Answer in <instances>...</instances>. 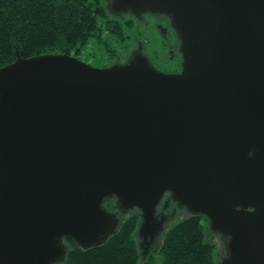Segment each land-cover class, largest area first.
Here are the masks:
<instances>
[{
	"label": "water",
	"instance_id": "1",
	"mask_svg": "<svg viewBox=\"0 0 264 264\" xmlns=\"http://www.w3.org/2000/svg\"><path fill=\"white\" fill-rule=\"evenodd\" d=\"M114 14H165L180 71L139 47L97 66L68 51L0 66V264H54L65 237L100 244L120 223L104 201L209 217L228 236L221 264H264V0H108ZM252 152V155L249 153Z\"/></svg>",
	"mask_w": 264,
	"mask_h": 264
},
{
	"label": "trees",
	"instance_id": "2",
	"mask_svg": "<svg viewBox=\"0 0 264 264\" xmlns=\"http://www.w3.org/2000/svg\"><path fill=\"white\" fill-rule=\"evenodd\" d=\"M130 21L136 25L134 39L143 35L136 30L142 19L112 13L108 0H0V66L16 59L17 48L25 57L68 51L79 58L91 41L111 49L114 40L128 38ZM112 201L116 197H107L104 205L109 208ZM118 210L126 216L105 241L83 247L65 237L66 256L54 264H220L218 244L208 237V216L188 211L171 221L159 245L143 257L140 208L128 214Z\"/></svg>",
	"mask_w": 264,
	"mask_h": 264
},
{
	"label": "rangeland",
	"instance_id": "3",
	"mask_svg": "<svg viewBox=\"0 0 264 264\" xmlns=\"http://www.w3.org/2000/svg\"><path fill=\"white\" fill-rule=\"evenodd\" d=\"M128 14H123V16H127ZM131 17V16H130ZM132 18V17H131ZM148 18L147 16H145L140 23V25L142 24V26L139 27V29L136 30H140L139 35L141 33H143V35L138 36L137 34V38L134 39L135 37V33H134V29L136 27V25L131 21L128 22V27H127V36L128 38L125 41H118V40H114V42L111 43V49H107L105 48L102 44L96 43L95 41H91L89 42L85 47L84 50L81 51V56L82 58H84L85 60L89 61L90 63L97 65V66H103V65H107V64H113V63H123V61H125L130 52L135 49L139 44H141L140 42H144L145 43V49L146 51L148 50L151 53H162L163 55L161 56L162 59L161 60H170V51H169V45L167 44V42L163 39L164 35L162 34L161 30L159 27H156L155 23L149 24L148 23ZM131 23V24H130ZM143 25V24H146ZM172 23V22H171ZM173 27V25L171 26ZM173 30H175V28L173 27ZM178 34V33H177ZM145 37H148L145 39ZM140 41V42H139ZM173 49H175L176 51L180 50V39L178 37L177 41H175L173 43ZM147 47V48H146ZM164 51V52H162ZM173 59V58H172ZM165 64V63H164ZM167 65V64H166ZM166 199L163 198V200H161L160 204L163 205V203L165 202ZM159 204V203H158ZM167 205L165 206V208L167 209L168 213H172L173 212L175 214L168 216V219L166 220V222H164V229L160 232V234H158L155 238V240L149 244H144L142 243V241H140L141 244V253L142 256L144 257L149 251L153 250L159 240H161L162 238V234L165 230V227L168 225V223H170L173 220L179 219L183 216H186L188 213V210L182 206H179L178 203L174 200H169L168 203H166ZM115 206H118L117 204V200L116 203H114V201H112V204L110 203L109 205V210L112 212L117 213V215L119 216V219L121 221V219H123L126 215H122L120 213V211L116 208H114ZM164 207V206H163ZM135 207L132 209H129L126 212V214L131 213L134 211ZM157 209H158V205H157ZM167 213V212H165ZM161 214V213H160ZM208 237L217 242L218 244V259L220 261V264L223 260V258L227 255V244L225 242V237L218 233L215 232L213 230L210 229ZM208 238V239H209ZM140 239H142V237L140 236ZM159 245V244H158Z\"/></svg>",
	"mask_w": 264,
	"mask_h": 264
},
{
	"label": "flooded vegetation",
	"instance_id": "4",
	"mask_svg": "<svg viewBox=\"0 0 264 264\" xmlns=\"http://www.w3.org/2000/svg\"><path fill=\"white\" fill-rule=\"evenodd\" d=\"M126 14H130V13H126ZM131 15V14H130ZM145 16H147V18L149 19L148 20V23L149 24H152V23H155L156 27H159L162 34L164 35V40L167 42V44L169 45V51H170V60H161L162 59V53H151L149 52L148 50L146 51V49L144 48V45L142 42H140L141 44H139L135 49H133L128 58L123 61V62H127V60L129 59L130 55L139 49V47L142 49V51L148 55V57L150 58V62L152 63V65H154L156 68L162 70V71H166V72H175V71H180L181 68H182V53H181V49L176 51L175 49H173V43L175 41H177L178 39V34L176 31L173 30V27L172 26V23H171V19L168 15H165V14H152V13H147V14H144L142 15L141 17H139L140 19H143ZM142 25V24H141ZM143 25H146L147 26V23L146 24H143ZM164 52V51H162ZM81 58V57H80ZM173 58V59H172ZM83 60H85L84 58H81ZM87 61V60H86ZM89 62V61H88ZM165 63V64H164ZM167 64V65H166ZM108 65H111V64H107V65H103V66H108ZM170 192H166L163 196L165 200V202L162 204H158V209H157V213H158V216L159 217H164V222H166V220L168 219V216L170 215H173L175 214L173 212L172 213H168L167 209L165 208V206L167 205L166 203H168L169 200H174L172 197H170ZM162 198V200H163ZM175 201V200H174ZM164 206V207H163ZM118 207V206H117ZM185 208V207H184ZM167 212V213H165ZM161 213V214H160ZM226 239H225V242H227L228 240V236H224ZM140 241H142V243L144 244H148L147 242H145L142 239H140ZM227 244V243H226ZM228 248V247H227ZM228 252H229V249L227 251V255H228ZM226 255V256H227ZM225 256V257H226ZM224 259V258H223Z\"/></svg>",
	"mask_w": 264,
	"mask_h": 264
},
{
	"label": "clouds",
	"instance_id": "5",
	"mask_svg": "<svg viewBox=\"0 0 264 264\" xmlns=\"http://www.w3.org/2000/svg\"><path fill=\"white\" fill-rule=\"evenodd\" d=\"M252 154H253L252 152L249 153V155H252Z\"/></svg>",
	"mask_w": 264,
	"mask_h": 264
}]
</instances>
